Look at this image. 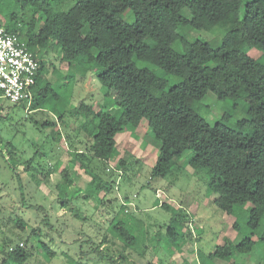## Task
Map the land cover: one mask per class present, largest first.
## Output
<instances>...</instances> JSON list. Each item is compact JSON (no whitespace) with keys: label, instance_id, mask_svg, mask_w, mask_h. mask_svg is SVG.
I'll return each instance as SVG.
<instances>
[{"label":"trees","instance_id":"trees-1","mask_svg":"<svg viewBox=\"0 0 264 264\" xmlns=\"http://www.w3.org/2000/svg\"><path fill=\"white\" fill-rule=\"evenodd\" d=\"M17 1L22 10L29 7L30 18L23 28H16V24L4 28L16 33L39 61L30 111H43L54 101L56 121L62 122L68 113L66 106L58 105L59 96L46 78L48 70L42 56L47 47L57 49L60 60L69 66L83 59L96 65V78L115 108L110 112L112 103L106 101L97 110L93 105L78 104L81 128L88 141L84 152L106 163L114 160L115 136L123 127L135 129L145 119L157 143L151 177L165 176L174 159L190 149L189 164L207 172V187L216 194L214 202L219 209L231 214L235 206L250 203L247 225L258 228L264 216V0H74L67 10L56 11L51 3L62 0ZM128 10L131 22L122 19ZM9 19L14 20V15ZM188 28L220 31L221 41L211 47L201 39L189 40L182 32ZM173 44H180V49L175 50ZM250 50L258 51V55H249ZM208 92L218 101L244 102L246 117L237 119L234 127H227L220 119L208 124V105L205 109L201 103ZM18 104L26 101L13 106ZM40 125L55 127L56 123L45 120ZM4 150L2 156L16 181L20 202L40 213L41 205L24 202L19 163L5 146ZM84 152L76 151L75 159L81 161ZM36 154L23 161L25 171ZM118 162L125 167V159ZM84 170L91 176L90 195L111 189V183L89 167ZM60 172L56 188L64 208L74 179L67 166ZM160 207L173 213L165 233L169 240H176L179 236L173 222H180L177 210L167 202H161ZM13 221L26 227L22 219ZM41 222L53 230L46 215ZM110 228L123 249L138 252L134 229L124 220L112 222ZM32 235L46 256L52 257L54 252L40 240V228H32ZM27 243L26 238L24 247L16 244L7 250L4 242L1 264H23L32 256L25 248ZM255 244L251 237L236 244L226 241L209 256L228 260L249 254ZM91 251L113 262L99 246ZM119 258L117 264H124L126 257L121 254Z\"/></svg>","mask_w":264,"mask_h":264},{"label":"rangeland","instance_id":"rangeland-1","mask_svg":"<svg viewBox=\"0 0 264 264\" xmlns=\"http://www.w3.org/2000/svg\"><path fill=\"white\" fill-rule=\"evenodd\" d=\"M73 4L74 0L57 4L53 1L51 9L67 10ZM30 14L29 7L22 10L17 0H0L3 26L16 24V28H23ZM184 14L190 16L187 10ZM11 15L14 20L9 19ZM122 19L133 20L129 10ZM182 32L189 40L201 39L211 47L221 41L220 31L188 28ZM172 47L179 50L180 44ZM248 53L258 55L256 50ZM58 54L57 49L49 46L42 60L48 70L46 78L59 96L58 105L68 108L62 122L54 118V101L43 111H30V103L13 106L0 98V249L4 242L7 250L16 244L24 247L27 238L25 248L31 250L32 256L23 264H117L121 254L126 257L124 264H264V216L258 228L252 229L247 225L250 203L235 206L231 214L220 210L214 202L216 194L207 187V172L189 164L190 149L174 159L165 176L151 177L157 143L145 119L135 129L123 127L115 136L114 160L106 163L84 152L88 141L81 128L83 117L78 112V104L93 105L97 110L104 101L111 102L108 110L112 113L115 106L112 98L104 95V87L96 78L99 70L96 65L83 59L69 66ZM201 103L205 109L208 107L205 117L210 125L220 119L227 127H234L237 119L246 117L244 102L218 101L208 92ZM223 115L228 116L221 119ZM45 120L55 121L56 126L43 128L40 124ZM4 146L19 163L24 202L41 205L40 213L20 202L16 181L2 156ZM76 151L86 153L81 161L75 159ZM34 152L37 154L25 171L23 161ZM119 159H125L124 168L118 166ZM64 166L72 172L74 185L68 190L69 202L62 208L56 184ZM85 166L110 182L111 189L96 190L90 195L87 189L91 176L85 172ZM161 202L177 210L180 222H173L179 236L176 240L166 237L173 213L160 207ZM43 215L48 217L53 230L43 225ZM14 218L22 219L26 227L15 224ZM116 220H124L134 229V248L138 252L123 249L110 228ZM36 227L41 230V242L54 252L52 257H47L36 237L31 236V229ZM245 237L256 241L249 254H238L228 260L209 256L218 245L226 241L236 244ZM97 246L113 258V262L91 251ZM2 257L0 255V264ZM2 264L14 263L4 261Z\"/></svg>","mask_w":264,"mask_h":264},{"label":"built area","instance_id":"built-area-1","mask_svg":"<svg viewBox=\"0 0 264 264\" xmlns=\"http://www.w3.org/2000/svg\"><path fill=\"white\" fill-rule=\"evenodd\" d=\"M38 63L26 43L0 23V98L30 103Z\"/></svg>","mask_w":264,"mask_h":264}]
</instances>
